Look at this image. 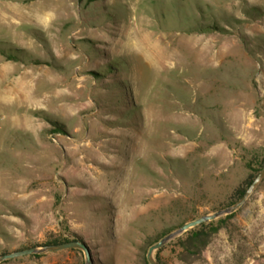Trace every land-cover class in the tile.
Instances as JSON below:
<instances>
[{
	"label": "rangeland",
	"instance_id": "obj_1",
	"mask_svg": "<svg viewBox=\"0 0 264 264\" xmlns=\"http://www.w3.org/2000/svg\"><path fill=\"white\" fill-rule=\"evenodd\" d=\"M0 64V254L69 233L92 264H143L264 156V0L0 1ZM210 225L196 260L178 237L155 254L264 264V179Z\"/></svg>",
	"mask_w": 264,
	"mask_h": 264
},
{
	"label": "water",
	"instance_id": "obj_2",
	"mask_svg": "<svg viewBox=\"0 0 264 264\" xmlns=\"http://www.w3.org/2000/svg\"><path fill=\"white\" fill-rule=\"evenodd\" d=\"M264 179V165L252 180L250 185L245 190L244 194L232 205H229L225 208L219 209L211 214H206L200 216L192 221L182 224L176 230L168 233L164 237H162L159 241L152 244L147 251L146 259L149 264H161L155 256V252L166 245L171 240L175 239L176 237L181 236L183 233L188 231L189 229L205 222L212 221L224 215H229L234 213L238 210L242 205L246 203L252 193L256 190L258 185ZM69 249H78L83 252L85 258V264H92V257L91 252L88 245L81 239H74L72 241L57 243V244H43L41 246H32L23 249H18L11 252H5L0 254V263L6 260L23 257V256H30V255H42L47 253L58 252L62 250H69Z\"/></svg>",
	"mask_w": 264,
	"mask_h": 264
},
{
	"label": "trees",
	"instance_id": "obj_3",
	"mask_svg": "<svg viewBox=\"0 0 264 264\" xmlns=\"http://www.w3.org/2000/svg\"><path fill=\"white\" fill-rule=\"evenodd\" d=\"M91 1V0H90ZM94 1V0H92ZM264 165V156L261 160V164L259 168L256 170L255 173H252L248 175L247 178H245L233 191V196L235 198V202L244 194L247 187L250 185L252 180L255 178V176L258 174L262 166ZM234 202V203H235ZM211 221L201 223L188 231H186L182 236L178 237V241L181 246V255L179 259L184 262H192L193 260H196L201 255L202 251L208 246V244L211 241V237L213 232L216 230V228L211 227ZM74 240V236L71 234H67V237H59L55 238L49 241H46L44 244H57L67 241ZM39 246V245H34ZM41 246V245H40ZM32 247V246H31ZM160 251V249L157 250V252ZM5 253V252H3ZM2 254V253H1ZM31 257H38L40 255H30ZM156 259L161 263H163L157 256V253L155 254ZM5 262V261H4ZM143 264H149L147 259H143Z\"/></svg>",
	"mask_w": 264,
	"mask_h": 264
},
{
	"label": "crops",
	"instance_id": "obj_4",
	"mask_svg": "<svg viewBox=\"0 0 264 264\" xmlns=\"http://www.w3.org/2000/svg\"><path fill=\"white\" fill-rule=\"evenodd\" d=\"M0 1L1 2L2 1H10V2L15 1V2H19L20 0H0ZM5 68H6L5 66H3L2 64H0V84L5 80V76H6V74L4 72ZM8 93H10V91L7 92L6 89H3L0 86V104H4V103L9 102L11 100V98H12L11 95L12 94L10 93L8 95ZM15 95H17V93ZM16 98H17V96H16Z\"/></svg>",
	"mask_w": 264,
	"mask_h": 264
},
{
	"label": "bare ground",
	"instance_id": "obj_5",
	"mask_svg": "<svg viewBox=\"0 0 264 264\" xmlns=\"http://www.w3.org/2000/svg\"><path fill=\"white\" fill-rule=\"evenodd\" d=\"M92 170H93L94 173H96V171H94V169H92ZM96 174L100 176V173L97 172Z\"/></svg>",
	"mask_w": 264,
	"mask_h": 264
}]
</instances>
